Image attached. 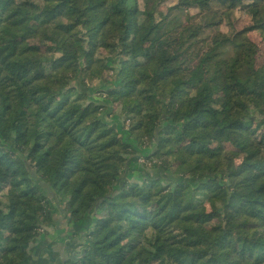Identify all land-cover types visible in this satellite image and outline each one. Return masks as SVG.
<instances>
[{"label":"trees","instance_id":"1","mask_svg":"<svg viewBox=\"0 0 264 264\" xmlns=\"http://www.w3.org/2000/svg\"><path fill=\"white\" fill-rule=\"evenodd\" d=\"M44 1L0 0V264H22L64 201L85 232L64 264H264V63L248 38L264 39V0H179L252 19L185 68L199 30L158 20L166 0ZM33 38L44 52L17 49ZM98 47L125 59L109 88L81 92L74 79L108 70L91 68ZM116 105L125 131L105 120Z\"/></svg>","mask_w":264,"mask_h":264},{"label":"rangeland","instance_id":"2","mask_svg":"<svg viewBox=\"0 0 264 264\" xmlns=\"http://www.w3.org/2000/svg\"><path fill=\"white\" fill-rule=\"evenodd\" d=\"M141 1V7L143 6L142 4V0ZM16 2H36V4H39V6L44 5L45 1L44 0H16ZM179 0H166L163 4H161V6L158 8L156 16L158 17V20H167V23L169 24L168 26H172V27H178L179 24H183V25H191V28L193 29H197L199 30L196 38L191 41L193 43H191L190 45V50L188 53V56H184L183 57V62L181 63V67L185 68V65L188 64L189 59H191L192 61H196V56L200 53H202L203 51L207 50L209 44H210V39L211 37H213L217 31H220L221 33L225 34L228 37H231L232 34L241 31L242 29L250 26L252 24V19H251V12L243 7H239L236 9H233L231 12H227L226 9L218 6V5H212L210 7V9L208 11H203V12H199V10L197 9H182V8H176L175 10H171L170 8H173L174 6H177V4L179 3ZM37 8H39L38 6H36ZM222 14V16L220 15ZM192 18V20H191ZM222 18V21H220L218 27H208V25L210 23H217L219 22L218 20ZM171 22V23H170ZM29 26L34 29L37 33L40 32V30L42 31V28L39 27L38 24L31 22L29 24ZM169 28V27H168ZM165 30V29H164ZM248 38L249 40L254 43L257 46L258 49V53L256 56V66H261L264 63V39L261 36V34L259 32H251L248 34ZM70 42H75L74 39L70 38ZM47 45H45L44 47L40 45V40L37 38H33L29 41H26L24 43L22 42H18L16 47L19 51L22 50H28V49H33V50H37L40 53L45 51V47ZM123 57H121V55L119 56L117 53L116 54H110L104 47H98L95 49L94 51V59L96 60V63H92V69L95 72H98L99 68H101L102 63H99V60H103L104 64L107 66L108 70H104L103 73V77L104 79H100L97 78L94 81L88 82V80H84L83 82L74 79L71 82V86L72 87H78L81 92H88L89 91H93L96 92V90H105L106 88H109L107 85L108 82H114L113 80L116 78V66L117 63L119 62V59H122ZM125 59V58H123ZM182 61V60H181ZM108 64V65H107ZM103 66V65H102ZM148 72H152L151 68L147 69ZM105 81H107V83H104ZM110 83V84H111ZM190 93H193V90H190ZM96 96V94H95ZM115 107V106H114ZM114 113L115 114H110V112H107L104 114L105 116V120L108 121V123L112 124V125H117L119 124V128H123L124 127V131L127 130L129 128L130 125V121L126 120L125 122L123 121H119L118 118L116 117V114L119 113V107L118 105H116V107L114 108ZM256 117H258V115H256ZM123 125V126H122ZM116 127V128H118ZM264 134V132L260 131L256 134V136L260 139L264 138L262 137V135ZM133 142V145H135L137 147V144L134 143V141H131V143ZM139 149V148H138ZM227 149H229L227 147ZM147 150L145 152V154H150L151 149H145ZM144 152V151H143ZM245 153H241L239 155V160L236 161L235 164H239L240 160L242 157H244ZM145 161V159H142ZM141 160V162H143ZM156 159H152V160H147L145 161V164L148 166L146 168V171H153L155 170V166L156 163H153V161H155ZM157 161V160H156ZM49 196L51 197L52 195L49 194ZM65 203L66 201H64L63 206L65 207ZM214 209V203L212 202H204L200 207H199V211L202 212V214H204L205 216V225L210 228L214 223L213 220L211 218L210 213L213 211ZM64 210V208H63ZM65 216L68 217L70 219L69 214L65 213ZM54 219V216H53ZM42 231V230H41ZM78 254L81 252L82 250V245H80V247H78ZM76 259V257H75ZM69 263V262H68ZM71 264V263H70Z\"/></svg>","mask_w":264,"mask_h":264},{"label":"crops","instance_id":"3","mask_svg":"<svg viewBox=\"0 0 264 264\" xmlns=\"http://www.w3.org/2000/svg\"><path fill=\"white\" fill-rule=\"evenodd\" d=\"M62 208L55 212L52 225L29 245L28 258L22 264H64L78 255L85 232L70 223Z\"/></svg>","mask_w":264,"mask_h":264}]
</instances>
